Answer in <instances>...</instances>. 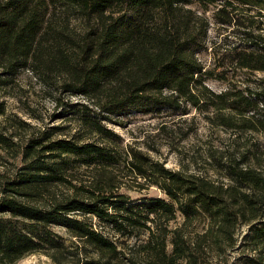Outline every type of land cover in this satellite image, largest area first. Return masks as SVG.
<instances>
[{
    "label": "trees",
    "instance_id": "obj_1",
    "mask_svg": "<svg viewBox=\"0 0 264 264\" xmlns=\"http://www.w3.org/2000/svg\"><path fill=\"white\" fill-rule=\"evenodd\" d=\"M207 12L242 34L227 56L231 68L218 64L219 72L198 57L207 47ZM263 15L264 0H0V75L30 69L82 98L68 105L55 98L58 116L71 122L28 138L19 166L0 181V264L32 253L54 264H201L198 242L180 227L168 230L177 216L207 220L224 240L238 221L251 223L252 249L264 247L256 205L264 196V168L246 166V153L221 162L224 186L120 149V137L105 124L130 111L189 105L217 125L264 135V32L254 18ZM228 69L262 75L241 87L228 82ZM213 78L225 89L212 91L205 81ZM5 139L0 132V143ZM115 166L164 196L119 191ZM80 169L89 171L87 180L78 177ZM143 233L132 252L121 246ZM245 263L264 264V254Z\"/></svg>",
    "mask_w": 264,
    "mask_h": 264
},
{
    "label": "rangeland",
    "instance_id": "obj_2",
    "mask_svg": "<svg viewBox=\"0 0 264 264\" xmlns=\"http://www.w3.org/2000/svg\"><path fill=\"white\" fill-rule=\"evenodd\" d=\"M206 16L209 21L207 47L198 57L206 67L214 68L215 72H219L223 68L217 67L218 64L230 67V62L227 60L229 50L243 42L242 34L236 32L234 26L215 23L210 12H207ZM254 18L260 21L258 24L264 32V15ZM227 71L228 82L241 87L247 83L251 85L252 81L262 75L260 72L247 74L233 69ZM3 79L5 81H1ZM205 83L216 93L227 86L226 82L215 78L207 79ZM55 98L67 105L82 100L79 96L62 92L57 83L48 85L30 69L21 68L9 76L0 75V103L3 107V113L0 114V132L6 138L5 143H0V181L5 175L13 174L19 166V151L28 138L37 137L43 131L51 132V126L66 125L71 122L58 116L61 109L56 106ZM105 124L120 137V149L131 147L140 150L171 170L202 175L215 183H223L224 186L229 181L220 165L229 155H235L237 158L244 152L248 155L246 166L264 168L262 133L239 131L217 125L209 121L205 113L189 105L163 108L159 113L142 114L130 111L112 117ZM55 134L51 136L54 137ZM111 171H113L112 181L118 185L119 191L127 192L132 197L164 196L158 188L127 172L121 166L112 167ZM89 176L88 170L80 169L78 172V177L82 180H87ZM59 189L64 190L61 186L57 188ZM256 205L259 212L257 220H264V196L256 202ZM90 220L96 228L104 233L110 232L109 234L112 235L108 228L99 225L97 219ZM250 225L251 223L238 221L230 238L224 240L215 225H211L207 220L184 222L181 216H177L167 222L168 230L180 227L192 241L198 242L200 247L197 248V254L204 259L201 264H246L247 256L264 254L263 246L260 245L258 250L252 249L249 243L247 234ZM55 229L68 238L63 229L57 227ZM145 235L143 233L138 238H128L123 244L121 243V246L125 251L132 252L133 246L139 247L143 243ZM166 248L169 253L170 245L168 244ZM139 254L142 252L140 251ZM142 261L143 259L140 258L137 262ZM15 264L54 263L42 253H32Z\"/></svg>",
    "mask_w": 264,
    "mask_h": 264
}]
</instances>
